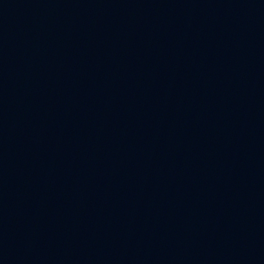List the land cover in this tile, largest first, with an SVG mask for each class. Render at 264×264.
I'll use <instances>...</instances> for the list:
<instances>
[{"label": "water", "instance_id": "water-1", "mask_svg": "<svg viewBox=\"0 0 264 264\" xmlns=\"http://www.w3.org/2000/svg\"><path fill=\"white\" fill-rule=\"evenodd\" d=\"M0 264H264V0H0Z\"/></svg>", "mask_w": 264, "mask_h": 264}]
</instances>
